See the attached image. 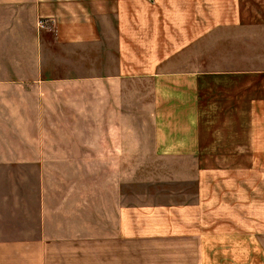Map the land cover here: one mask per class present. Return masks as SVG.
<instances>
[{"label":"crops","instance_id":"obj_1","mask_svg":"<svg viewBox=\"0 0 264 264\" xmlns=\"http://www.w3.org/2000/svg\"><path fill=\"white\" fill-rule=\"evenodd\" d=\"M263 112L264 0H0V264H264Z\"/></svg>","mask_w":264,"mask_h":264},{"label":"rangeland","instance_id":"obj_2","mask_svg":"<svg viewBox=\"0 0 264 264\" xmlns=\"http://www.w3.org/2000/svg\"><path fill=\"white\" fill-rule=\"evenodd\" d=\"M251 45L253 49L252 55H254L255 54L254 50H256L259 44L253 42V44ZM243 47H244L243 38L237 36V41L235 43L236 67L241 68L240 66L241 63L243 67H247L250 65H252L253 67H256V65H259L260 61L258 59H254V58H252L251 60L242 59ZM243 61H246V62L251 61V64L244 65ZM255 93L253 92V95ZM254 122L255 123L253 124V130L256 131L257 133L256 150H260V151L262 150L263 152L261 151L262 152L261 154H254L253 156H248V155L236 156L237 157L236 160L237 162H239L238 158L240 157V159L242 160L246 158V162L251 159V162H252L251 176L246 177V180L248 179L250 180L249 181L250 185H246L245 194L247 195V191H248L249 195L251 196V203L249 204L250 214H251V217H250L251 219H249L250 226H252L253 228H257V230H259V227H264V115L261 117L260 120H259V116H257ZM241 210L243 212V208H241ZM237 225H241V224L237 222Z\"/></svg>","mask_w":264,"mask_h":264}]
</instances>
